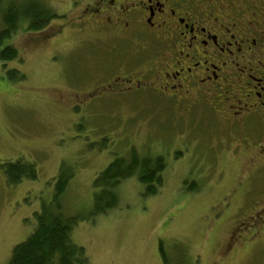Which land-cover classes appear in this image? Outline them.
Instances as JSON below:
<instances>
[{
  "label": "rangeland",
  "instance_id": "374dc122",
  "mask_svg": "<svg viewBox=\"0 0 264 264\" xmlns=\"http://www.w3.org/2000/svg\"><path fill=\"white\" fill-rule=\"evenodd\" d=\"M34 1L59 19L40 32L22 25L3 44L18 60L0 62V264L33 231L61 167L72 173L63 214L78 218L71 240L88 264H163L160 247L167 264H264V225L241 227L253 195L264 191V174L249 176L251 155L222 153L208 114L176 110L154 93L74 106L83 101L76 92L110 78L124 55L111 50L110 38L98 42L71 26L85 0ZM12 70L23 81L11 80ZM131 149L163 158L161 187L146 194L129 178L117 207L92 217L94 180ZM17 161L33 165L36 180L8 185L2 165Z\"/></svg>",
  "mask_w": 264,
  "mask_h": 264
},
{
  "label": "flooded vegetation",
  "instance_id": "af4514ba",
  "mask_svg": "<svg viewBox=\"0 0 264 264\" xmlns=\"http://www.w3.org/2000/svg\"><path fill=\"white\" fill-rule=\"evenodd\" d=\"M79 9L71 26L110 38L125 60L107 80L84 84L74 106L154 93L208 114L221 152L250 154V178L264 174V0H85ZM252 203L242 229L264 225V191Z\"/></svg>",
  "mask_w": 264,
  "mask_h": 264
},
{
  "label": "trees",
  "instance_id": "16d2710c",
  "mask_svg": "<svg viewBox=\"0 0 264 264\" xmlns=\"http://www.w3.org/2000/svg\"><path fill=\"white\" fill-rule=\"evenodd\" d=\"M0 0V62L3 64L18 60L17 51L11 46H3L23 25L27 32H40L50 22L59 19L55 11L39 1L23 4L4 3ZM3 46V47H2ZM11 80L23 81V75L12 70L8 72ZM162 157L139 156L130 150L126 157L117 158L104 169L93 182V206L91 216H99L113 210L118 205V187L132 177L144 185L146 194H155L162 185L164 169ZM6 182L10 186L23 180H36L33 165L23 161L2 165ZM72 173L61 167L54 182L52 200L42 204L34 214V228L27 239L16 245L11 252L8 264H88L83 248L75 245L71 234L77 224V217L63 214L62 198ZM163 264H167L160 247Z\"/></svg>",
  "mask_w": 264,
  "mask_h": 264
}]
</instances>
